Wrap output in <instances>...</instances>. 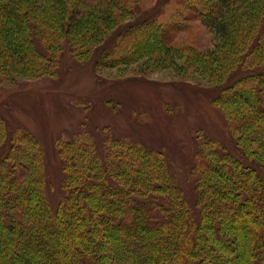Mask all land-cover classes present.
<instances>
[{
    "label": "trees",
    "instance_id": "16d2710c",
    "mask_svg": "<svg viewBox=\"0 0 264 264\" xmlns=\"http://www.w3.org/2000/svg\"><path fill=\"white\" fill-rule=\"evenodd\" d=\"M53 1L0 0V63H14L17 74L44 71L66 52L63 42L74 59L88 61L106 39L111 50L98 52V65L178 52L153 17L122 22L113 2ZM192 2L222 45L233 44L215 101L237 96L249 109L233 108L231 120L241 159L204 144L194 211L159 152L113 140L101 156L92 143L67 141L60 149L64 195L52 207L34 167L37 142L27 132L8 134L0 117V152L9 143L0 154V242L18 264H264V148L250 141H264V0ZM35 39L52 52L48 59ZM233 71L241 75L230 80ZM159 155L162 162L149 161Z\"/></svg>",
    "mask_w": 264,
    "mask_h": 264
},
{
    "label": "rangeland",
    "instance_id": "374dc122",
    "mask_svg": "<svg viewBox=\"0 0 264 264\" xmlns=\"http://www.w3.org/2000/svg\"><path fill=\"white\" fill-rule=\"evenodd\" d=\"M67 1L69 6L71 0ZM88 1L113 2L118 6L115 16L121 17L122 22L155 18L166 28L164 35L178 52L141 58L128 54L122 58L125 63L114 65L117 60L112 58L110 64L98 65V52L111 50V41L106 39L88 61L74 59L63 42L66 52L59 54L56 61H49L44 71L36 67L35 71L17 74L14 63H0V117L7 133L27 132L37 142L39 155L34 167L44 178L52 207L64 195L62 143L75 139L74 143H92L95 153L103 156L111 141L121 140L159 152L168 166L171 183L178 186L195 211L204 144L211 142L241 159L234 141L237 130L231 120L237 115L233 108L241 109L242 115L249 109L237 96L225 104L215 101L219 85L231 67H225L223 61L229 57L233 44L229 48L222 45L200 20L192 0ZM235 9L237 13L242 10L239 6ZM244 20L241 16L235 22ZM142 40L147 42L149 38L144 36ZM34 46L44 59L50 57L52 52L40 39H35ZM100 58L105 62V57ZM240 75L233 71L229 79ZM250 141L252 146L264 148L263 140ZM8 147L6 143L0 154ZM161 156L156 162L149 161L158 164ZM129 157L123 153V161L131 164ZM244 163L251 165L248 160ZM133 170L135 167L129 170L130 174ZM0 260L2 264H18L4 251L1 242Z\"/></svg>",
    "mask_w": 264,
    "mask_h": 264
}]
</instances>
